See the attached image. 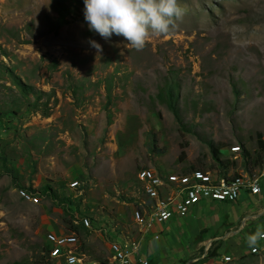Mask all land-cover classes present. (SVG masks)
Returning <instances> with one entry per match:
<instances>
[{"label": "rangeland", "instance_id": "1", "mask_svg": "<svg viewBox=\"0 0 264 264\" xmlns=\"http://www.w3.org/2000/svg\"><path fill=\"white\" fill-rule=\"evenodd\" d=\"M177 2L175 27L137 50L89 31L83 0H0V264H63L43 256L50 229L105 264L110 241L139 240L142 168L174 186L198 170L259 172L264 0ZM169 86L177 117L158 95ZM219 256L187 264H264V248Z\"/></svg>", "mask_w": 264, "mask_h": 264}, {"label": "crops", "instance_id": "2", "mask_svg": "<svg viewBox=\"0 0 264 264\" xmlns=\"http://www.w3.org/2000/svg\"><path fill=\"white\" fill-rule=\"evenodd\" d=\"M258 184L257 194L242 190L234 201L205 199L185 215L144 228L135 241L140 244L141 257L147 264H187L213 248L220 255L246 252L248 238L255 240L264 229V176ZM153 234L158 235L154 238Z\"/></svg>", "mask_w": 264, "mask_h": 264}, {"label": "built area", "instance_id": "3", "mask_svg": "<svg viewBox=\"0 0 264 264\" xmlns=\"http://www.w3.org/2000/svg\"><path fill=\"white\" fill-rule=\"evenodd\" d=\"M240 146L230 145L226 149V154L234 158V150ZM236 159V158H234ZM146 171V172H152ZM172 172V171H171ZM264 176V169L259 170V178ZM231 177L242 178V185L231 184ZM139 183L140 191H148V199H140L142 203V211H134L132 208L131 217L138 227L147 228L151 224H162L168 219L176 216L187 214L190 209L202 200H211L217 202L234 201L238 198L242 190H246L250 194H257L260 191L258 180H252L251 172L241 169L238 172L224 171V176H216L215 170L208 169L207 174H199L197 178H191L192 188L184 191H174V184L168 180H162L157 176L155 181L144 180V174L140 179H136ZM199 181H207L213 184V192H204L198 189ZM77 186L71 187L76 188ZM80 221H85L89 226L91 220L88 217H82ZM158 234H153L156 238ZM77 239L74 231H58L50 229L49 239L44 240L43 252L51 253L52 248L60 247V243H67V249H71V240ZM140 244L132 241H119L114 239L109 244V255L105 264H147V259L140 255ZM264 248V229L260 230L256 239L252 243H248L246 252H260ZM78 251V259H69L67 264H85V257H80ZM204 253L203 255H205ZM232 257L229 254L220 255L223 258Z\"/></svg>", "mask_w": 264, "mask_h": 264}, {"label": "clouds", "instance_id": "4", "mask_svg": "<svg viewBox=\"0 0 264 264\" xmlns=\"http://www.w3.org/2000/svg\"><path fill=\"white\" fill-rule=\"evenodd\" d=\"M83 20L89 31L103 39L111 35L122 36L134 49H142L146 38L152 34H165L175 27L182 9L177 0H83ZM90 47L101 52V45L93 39ZM249 243L254 237L248 238Z\"/></svg>", "mask_w": 264, "mask_h": 264}, {"label": "bare ground", "instance_id": "5", "mask_svg": "<svg viewBox=\"0 0 264 264\" xmlns=\"http://www.w3.org/2000/svg\"><path fill=\"white\" fill-rule=\"evenodd\" d=\"M261 169H264V163L262 164V166L260 167L259 170H261ZM146 171H148V170H146L144 168L140 169L137 172V179H140V177L144 174V180H147V181L157 180V176H159L158 174L146 172ZM198 172H199V174H201V172L199 170L194 171L192 173V178H197ZM251 178H252V180H258L259 179V172L256 175L255 174L251 175ZM231 184L242 185V178L231 177ZM189 188H192V181L188 184L175 185L174 191H184V190H187ZM198 189H201L204 192H213V184H211L207 181H199L198 182ZM142 193L148 197V191H142ZM143 229H144L143 227H138V230L141 232L143 231ZM53 253H54V255H58L59 257H61L63 259V264H67V260H69V259H78L76 252L72 248L71 249H67V247L64 249H61L59 247L54 248ZM250 253H257V252H250ZM230 259H231V257L223 258V260H230Z\"/></svg>", "mask_w": 264, "mask_h": 264}, {"label": "trees", "instance_id": "6", "mask_svg": "<svg viewBox=\"0 0 264 264\" xmlns=\"http://www.w3.org/2000/svg\"><path fill=\"white\" fill-rule=\"evenodd\" d=\"M173 87L172 86H169L167 87L166 89H164V91H161L158 93L159 95V98L162 99L164 101V103L167 105V107L171 110V112L173 113V115L175 117H177V110L175 108V105H174V100H175V94L173 93ZM259 148H261L263 150V156H264V148L263 147V144L262 142H259ZM214 153H215V150H213ZM260 157V155H256L254 158H253V162H256L258 160V158ZM264 160V159H263ZM262 160V161H263ZM261 161V162H262ZM260 162V163H261ZM258 163L257 166L260 164ZM69 230H72L71 228H69ZM43 251V250H42ZM43 253V256H45L44 252ZM211 254L212 256H216L217 255V252H216V249L213 248L212 250H210L209 252H207L206 254ZM205 254V255H206Z\"/></svg>", "mask_w": 264, "mask_h": 264}]
</instances>
